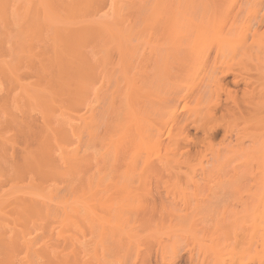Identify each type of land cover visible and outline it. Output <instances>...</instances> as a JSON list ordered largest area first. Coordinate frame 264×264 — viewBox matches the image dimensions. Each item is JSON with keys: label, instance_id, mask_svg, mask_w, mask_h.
Wrapping results in <instances>:
<instances>
[{"label": "rangeland", "instance_id": "obj_1", "mask_svg": "<svg viewBox=\"0 0 264 264\" xmlns=\"http://www.w3.org/2000/svg\"><path fill=\"white\" fill-rule=\"evenodd\" d=\"M98 1L0 0V264H264V0Z\"/></svg>", "mask_w": 264, "mask_h": 264}, {"label": "bare ground", "instance_id": "obj_2", "mask_svg": "<svg viewBox=\"0 0 264 264\" xmlns=\"http://www.w3.org/2000/svg\"><path fill=\"white\" fill-rule=\"evenodd\" d=\"M91 2L93 1V0H90ZM95 1L96 0H94V4H95ZM98 1V0H97ZM101 2V1H100ZM98 3H99V1H98ZM82 4V3H81ZM84 4V3H83ZM78 5V4H77ZM76 5V6H77ZM79 6V5H78ZM81 7H83V5H80ZM73 7V6H72ZM79 8V7H78ZM78 8H77V10H78ZM69 9V8H68ZM73 9H74V7H73ZM81 9V8H80ZM79 9V10H80ZM85 9H87V11L89 10V7H87V8H85V7H83V10H85ZM75 10V9H74ZM82 10V9H81ZM90 10H92V9H90ZM243 10V8H242V6H240L239 7V11L236 13V16H238L239 14H240V12ZM87 11H85L87 14H89V15H87V17H88V19H89V17H91L90 16V14L92 15V11L90 12H87ZM75 12V11H74ZM78 13V12H77ZM81 13H83L82 11H81ZM85 13V14H86ZM120 13V12H119ZM79 14L80 13H78V16H79ZM84 14V13H83ZM82 14V15H83ZM77 15V14H76ZM120 15V14H119ZM70 16H71V13H70ZM72 16L74 17V13H72ZM71 18V17H70ZM77 18V17H76ZM79 18V17H78ZM85 18V21H83V22H85L86 23V21L88 20V19H86V17H84ZM72 19V18H71ZM74 19V18H73ZM90 20V19H89ZM90 21H92V20H90ZM89 21V22H90ZM83 22H81L82 24H83ZM89 22H87L88 24H89ZM93 22H96V20L95 21H93ZM100 22V21H99ZM99 22H96V23H98L99 24ZM86 23V24H87ZM91 24H92V22H90ZM102 23V22H101ZM257 25L259 24V25H261L262 23H263V20L262 19H260V20H258L257 22ZM94 24V23H93ZM92 24V25H93ZM118 24V23H117ZM101 25V24H100ZM103 25V24H102ZM101 25V26H102ZM119 25V24H118ZM82 26V25H81ZM88 26V25H87ZM86 26V27H87ZM96 26V25H95ZM115 26V25H114ZM94 27V26H93ZM117 27V26H116ZM83 28V27H82ZM81 28V29H82ZM96 28V27H95ZM101 28H103V27H101ZM115 28V27H114ZM90 29H92L91 28V26H90V28H89V30ZM100 29V28H99ZM70 30V29H69ZM76 30H78V29H76ZM84 30V29H83ZM94 30V29H93ZM114 31V30H113ZM73 32V31H72ZM133 32H134V29H133ZM78 33V32H77ZM87 33V32H86ZM63 35V34H62ZM69 35H70V32H69ZM75 35V34H74ZM68 35H66V37H67ZM78 36H79V33H78ZM91 37H93V36H91ZM57 38V37H56ZM79 38V37H78ZM76 39V38H75ZM58 40V39H57ZM83 40V39H82ZM66 41H68V40H65V43H66ZM72 41H74V40H72ZM228 41H230L229 39H228ZM55 42V41H54ZM58 42V41H57ZM63 43H64V38H63ZM70 44H71V42H69ZM81 43V42H80ZM54 44V43H53ZM66 45H69L68 43L66 44ZM80 45V44H79ZM63 46H65V45H63ZM70 46V45H69ZM62 48H64V47H62ZM67 48V47H66ZM69 49V48H68ZM65 57H68L67 55H65L63 58H65ZM71 57V59L73 58L72 56H70ZM69 57V58H70ZM62 58V59H63ZM68 58V59H69ZM70 59V60H71ZM74 59V58H73ZM63 61H65V60H63ZM69 62V61H68ZM74 63V62H73ZM74 66H75V63H74ZM73 66V67H74ZM71 67V66H70ZM70 75V74H69ZM68 74L67 75H65V77L66 76H69ZM220 77H217V84H216V87H215V90H217V96L213 99V100H211L210 102H209V104L207 105L208 107V110H207V117H213L216 113V111L217 110H219V109H221L222 111L224 110L226 113L223 115V117L224 116H227V115H233L234 117H236L235 118V120H242V121H245V122H247V121H251V120H254V119H256L255 118V116H253V117H246L244 114H245V112L247 111V110H244V109H242L241 108V104H240V98H238V95H237V93L236 92H234L233 90H231L230 88H229V86L228 85H224L223 84V80L227 77V76H229V75H234L236 78H238V77H240L239 76V74L237 73V72H234V71H232V70H230V69H228V70H226V71H222L221 73H220ZM240 82H245L246 83V85H248V80H246V79H244V78H242V80H236L235 81V84L237 85V84H239ZM221 92H223V93H226L227 95H228V97H229V99L231 100V101H233V103H234V106H235V109H236V111H237V113L239 114V116L237 117L236 116V111L235 110H231V108H229L228 106H223L222 105V102L220 101V93ZM257 96V91H256V89H252V90H245V92L243 93V96L241 97L242 99H243V103H246L244 100L245 99H250V100H254V98ZM259 103H261V102H259ZM259 103L258 104H256V103H254L253 101L252 102H248L246 105L248 106V107H250V108H252L253 110H254V112H256V111H258L260 108H264V107H258V105H259ZM169 105L171 106V114H172V118L173 119H175V121H178L179 122V124H181V125H183L184 126V128H182V132L183 133H180L178 136H177V138H176V140H175V143H176V147L178 148V146L181 148L182 146H183V142H188V143H195L196 144V142L194 141V139L193 138H191L190 137V135H189V133H188V119H182V117H181V115H180V113H179V110H178V101L177 100H175V99H172V100H169ZM264 110V109H263ZM261 118H263V117H261ZM234 130L235 129H231V131H230V127H225L224 128V132L226 133V135H228V134H231V133H233L234 132ZM215 131H216V129H215V127H213L212 129H210V130H208V131H205V135H206V137L207 138H210V139H212V138H214L215 136H216V134H215ZM160 134H162V130H160V133L158 134V136H160L161 137V135ZM158 136H156V137H158ZM160 139V138H159ZM159 141H161V140H159ZM163 141V140H162ZM259 141V140H258ZM264 142V140L262 141V143ZM261 143V144H262ZM166 159H168L167 157H166ZM77 202V201H76ZM76 202L74 201V203H75V205H76ZM261 228V227H260ZM263 230V229H262ZM256 235V234H255ZM257 237V236H256ZM255 238V237H254ZM258 240V239H257ZM250 250V249H249ZM259 253V252H258ZM257 255H259V254H257ZM257 255H256V258H257ZM261 256H263L262 254H261ZM261 256H258V257H261ZM254 257V256H253Z\"/></svg>", "mask_w": 264, "mask_h": 264}]
</instances>
